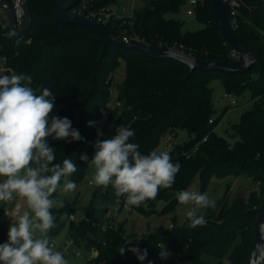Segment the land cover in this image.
<instances>
[{"label": "trees", "instance_id": "obj_1", "mask_svg": "<svg viewBox=\"0 0 264 264\" xmlns=\"http://www.w3.org/2000/svg\"><path fill=\"white\" fill-rule=\"evenodd\" d=\"M26 1L32 13L31 28L24 35L14 37L0 24V60L12 74L31 75V87L37 94L44 88L51 90L55 99L49 121L53 116L67 117L72 128L80 132L81 141L57 140L54 134L46 138L54 149L53 163L62 164L64 159H71L76 164L77 171L70 177L72 181L77 184L90 169L80 156L92 159L97 130L106 129L112 122L110 138L116 135L117 127H128L135 133L129 142L139 145L141 155L156 150L168 134L174 136L178 131L187 134V139L173 144L167 151L172 161L181 165L172 187L161 188L154 200H147L139 207L128 205L129 212L150 216L171 211L178 202L175 193L185 190L196 174L202 192L212 177L247 178L254 186L249 196L231 201L227 187L215 208L204 209L203 226L171 225L167 230L149 234L141 242L125 235L121 226L104 228L108 211L122 196L117 198L111 186L96 187L85 218L78 224L69 219L68 205L58 211L53 208L57 227L49 233L57 235L70 220L67 239L76 246L85 245L87 250L94 245L97 250V256L86 259L84 264H147L152 256L160 258L162 243L177 257L178 261L173 264H247L256 221V215L250 211L258 206L264 194V3L238 0V6L233 8V26L257 63L245 74L226 76L207 71L189 74L187 67L167 57L133 56L108 44L102 46L81 28L54 20L52 11L57 0ZM210 1H198L194 6V16L203 27L192 32H182L180 22L165 18L166 13L177 12L184 0L144 1V6L134 11L130 19L122 21L112 16L107 25L138 46L146 47L149 39L190 53L199 60L233 63L237 57L213 23ZM116 3L118 0H94L87 11L107 9ZM119 59L134 68H126L125 80L117 94L119 109L102 120L100 114L105 112L109 95L107 77ZM146 63L148 66L144 67L142 64ZM156 64L163 67H154ZM152 68H159L158 72L148 76ZM216 80L221 87L232 83L239 91L237 95L244 90L250 92L249 109L231 129V135L237 137L233 143L212 131L217 119L208 123L212 119L213 85L210 83ZM90 121L94 122L92 126ZM100 203L106 206L98 207ZM160 204L161 209L157 210ZM122 205L114 214L120 213ZM64 214L68 219L60 220ZM126 240L132 243L127 244ZM3 243L5 228L0 226V244ZM119 245L125 247L123 256L117 253ZM134 246L147 249L148 256L143 262L128 251Z\"/></svg>", "mask_w": 264, "mask_h": 264}, {"label": "clouds", "instance_id": "obj_2", "mask_svg": "<svg viewBox=\"0 0 264 264\" xmlns=\"http://www.w3.org/2000/svg\"><path fill=\"white\" fill-rule=\"evenodd\" d=\"M32 83L31 75L0 74V202H23L5 210L13 222L7 233L8 241L0 244V264H69L64 254L55 250L48 234L57 227L51 210L65 207L53 194L68 195L76 190L77 185L70 177L77 166L71 159L53 163L54 149L46 138L53 134L54 139L70 138L69 142L83 138L67 117L53 116L49 121L55 95L48 88L37 94ZM93 123L90 121L89 126ZM102 135L97 130V136ZM134 135L133 130L121 125L114 137L96 140L91 160L87 155H81L80 159L94 170L92 184L105 189L111 186L117 198L123 196L127 205L139 207L154 200L161 188H171L181 165L178 161L174 163L167 151L152 150L141 155L139 145L129 142ZM175 196L179 204L191 205L186 211L191 228L206 223L199 210L215 208V201L207 193L181 190ZM25 205L27 210H22ZM66 219L67 214L60 217ZM126 243L131 244L132 240ZM159 248L161 259L171 255L163 243ZM128 251L141 262L148 256L147 249L136 246ZM117 253L123 256L125 247L117 246Z\"/></svg>", "mask_w": 264, "mask_h": 264}, {"label": "rangeland", "instance_id": "obj_3", "mask_svg": "<svg viewBox=\"0 0 264 264\" xmlns=\"http://www.w3.org/2000/svg\"><path fill=\"white\" fill-rule=\"evenodd\" d=\"M93 1L94 0H82L76 7L75 11L77 13H83L85 10H88L89 4ZM144 1L148 0H118V3L111 5V7L108 6L107 9H112V12L116 15H119L122 21H124L130 19L134 11H137L142 6H144ZM188 9H194V7L189 5V0H184L183 4L179 6V10L177 12L166 13L165 18L180 22L182 32H192L202 28L203 24L199 22L194 15H186V11ZM0 17H2V12H0ZM142 65L144 67L148 66L147 63ZM127 67L134 68L128 66V63L126 61L119 59L116 68L107 77L106 85L109 90V95L108 101L105 104L104 108L105 112H101L100 114L102 120H105V117L108 113H111L112 111L117 110L120 107L117 100V94L119 88L122 86L125 80ZM154 67L163 66L156 64V66ZM152 69L154 70L148 71V76H150V74H154V72H158L156 71V69L159 68ZM0 74H12L2 60H0ZM202 79L204 80L207 78ZM220 84L221 83L218 80L210 83V86L213 85L211 116L212 120H218L216 124H213V127L214 125L215 127L212 131H214L216 135L225 138L228 143H233L237 140V137L235 135H231V129L234 125H237L239 123L241 114L249 109L250 92L248 90H244L237 95V92L239 91L235 89V86L232 83L224 85L225 87H221ZM224 93L231 95V98L235 100V105L227 106L228 100L222 98V95ZM99 130L103 132V135L99 137L97 136V139H110L112 133V122L108 124L106 129L100 127ZM173 134L174 136L172 134H168L167 136L163 137L160 140L156 150L165 151L167 149H170L173 144L187 139V134L184 131H178ZM93 171L94 170L90 168L85 173L83 178L76 184L77 188L74 192L69 193L68 195H61L59 192H57L54 195V199L59 198L64 202V205L69 206V215L73 217L74 224H78L85 218L86 209L90 197L96 188V186L91 183ZM61 183H63V181ZM227 187H229V201L233 200L235 197L249 196L254 188L251 180L247 178L234 179L232 177H226L218 179L212 177L206 189L202 192L200 188L199 175L196 174L193 180L185 188V190L198 191L202 194L207 193L208 197L214 200L216 204L217 201L222 199ZM17 202L23 204L22 201H13L12 204H5L3 202H0V226L5 228V242L8 241L7 233L9 231L10 224L13 222L10 217L5 215V210L14 208ZM161 206V204L158 205L157 210H160ZM189 207H191V205H181L179 204V202H177L171 211L163 214H153L150 216H144L135 212H129L128 208L122 209L118 214H114V211H111L107 218L108 221L106 229H119L121 226L124 230L125 235L135 241L141 242L149 234H156L160 231L167 230L171 225L180 226L183 224H189L190 222L186 217V211ZM54 209L55 211H58L60 208ZM22 210H27L26 205L22 208ZM203 211L204 209L199 210L198 214L201 215ZM69 222L70 220L68 221L66 227L57 235H51L50 233L48 234L50 241L55 246V250L59 251L65 244V241L67 239L66 230ZM88 250L83 244L81 246L71 244V246L69 247V254L65 255V258L69 261V264H84L86 259L90 258L95 253L96 254L92 257L97 256V250L94 245L89 246ZM73 251H77L78 254H74ZM177 261V257L171 252V255L167 259H161L152 256L148 259L147 264H149V262H151V264H173Z\"/></svg>", "mask_w": 264, "mask_h": 264}, {"label": "water", "instance_id": "obj_4", "mask_svg": "<svg viewBox=\"0 0 264 264\" xmlns=\"http://www.w3.org/2000/svg\"><path fill=\"white\" fill-rule=\"evenodd\" d=\"M22 12L21 25L18 27L15 9L8 0H0V11L6 16L9 34L19 37L27 33L32 25V13L26 0H18ZM82 0H57L52 11L56 22L65 26H76L95 37L102 46L108 44L119 51L133 56L147 55L153 57H167L170 61L177 62L188 68L189 74L198 71H207L220 75H242L247 73L256 63L257 58L249 47L239 38L236 28L232 23L230 0H211L210 16L214 25L220 32L223 41L236 55L233 63H224L218 60H199L190 53L166 44L158 45L147 39L146 47L138 46L125 41L117 35L107 24L86 17V12L74 14L72 10ZM264 3V0H261ZM250 213L256 215L253 230L251 251L247 264H264V194L257 207Z\"/></svg>", "mask_w": 264, "mask_h": 264}, {"label": "built area", "instance_id": "obj_5", "mask_svg": "<svg viewBox=\"0 0 264 264\" xmlns=\"http://www.w3.org/2000/svg\"><path fill=\"white\" fill-rule=\"evenodd\" d=\"M8 1L13 5V7L15 9L17 25L19 27L21 25V21H22V12H21L20 7H19V1L18 0H8ZM88 1H91V0H88ZM197 2H198L197 0H189V5L194 7L197 4ZM230 6H231L232 17H233V11L232 10H233V8H236L238 6V0H230ZM75 9L76 8H74L72 10V13L79 14V15L82 14V13H77L75 11ZM85 12H86V17H88L89 19H94V20L99 21V22L104 23V24H107L112 16L115 17L116 19H121V17L119 15H116V14H114L112 12V9L100 8V9L91 10V11L85 10ZM186 15L187 16H193L194 15L193 9H188L186 11ZM0 24H1V26L3 28L7 27L6 16H5V14L3 12H2V17H0ZM8 33H9V31H8ZM123 39L125 41H127L126 38L123 37ZM222 98L228 100L227 106L235 105V100L231 98L230 94L224 93L222 95ZM208 123L212 124L213 123L212 119H209ZM168 150L169 149H167L165 151H168ZM121 203H123V205H122L123 209L124 208H126V209L128 208V205L125 203V198L122 196L121 198L117 199L115 206L112 207L108 211L107 216L109 215V213L111 211H114V213L117 212V209H118L119 206H121ZM69 219L73 220V217L70 216ZM169 227H171V226H169ZM104 228H106V226ZM71 244L76 245L71 239H66L65 244L62 246V248L59 251H61L64 254V256L69 254V247L71 246ZM73 253L74 254H78L77 251H73ZM93 254H94V252H93ZM94 255H92V256H94Z\"/></svg>", "mask_w": 264, "mask_h": 264}]
</instances>
